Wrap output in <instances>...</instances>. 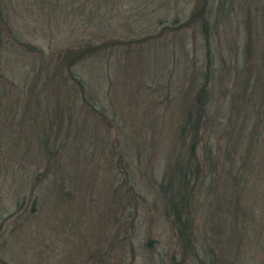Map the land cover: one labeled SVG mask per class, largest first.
<instances>
[{"label": "rangeland", "instance_id": "rangeland-1", "mask_svg": "<svg viewBox=\"0 0 264 264\" xmlns=\"http://www.w3.org/2000/svg\"><path fill=\"white\" fill-rule=\"evenodd\" d=\"M9 1L25 37L46 51L71 42L132 41L81 60L74 68L86 83L79 93L76 85L46 86L39 69L41 103L51 104L58 94L85 128L78 141L68 130L77 123L66 113L48 130L57 144L67 143L64 160L73 177L64 186H56L63 172L22 156L31 133L21 134L18 147L2 134L0 264H175L182 258L188 264H264V0H208L206 37L202 20L190 18L199 0ZM6 53L3 71L15 89L26 90L37 75L35 57L21 54L12 61ZM209 66L218 104L213 155L226 153L219 164L217 158L216 178L205 174L194 192V249H185L167 218L159 183L168 166L188 153L189 138L178 134L191 97L185 89ZM83 92L112 122L87 111ZM47 119L41 114L37 122L49 125ZM248 147L255 155L246 167V157L236 161L233 155ZM234 175L238 185L231 183ZM210 184L213 193L207 191ZM131 186L132 207L126 190ZM230 196L246 216L222 248L210 212ZM226 213L220 211L218 219Z\"/></svg>", "mask_w": 264, "mask_h": 264}, {"label": "trees", "instance_id": "trees-1", "mask_svg": "<svg viewBox=\"0 0 264 264\" xmlns=\"http://www.w3.org/2000/svg\"><path fill=\"white\" fill-rule=\"evenodd\" d=\"M199 1V4L195 7V10L192 12L190 18L191 20H194L195 18L199 17V19L202 20V30L206 37L210 32V15L208 12L207 3L208 0ZM9 3V0H0V126L3 125V130H0V140H2V134L4 133L3 137H13V147H18L19 141H22L21 134L31 133L30 139H28L27 143L21 147V150L24 152L22 156L27 157L30 154L29 158H37L39 162L44 163L46 170L49 171L52 168V171L56 172V174L58 172H63L61 176L62 181L59 182L60 184H56V186H64L66 183L65 179H67V177H69V179L70 177H73V173H69L67 169V163L64 160L67 143L63 141L60 143L61 145L57 144V142L54 141L50 136L51 134H47L48 130L52 128L54 120L55 123L57 121L60 123L61 119H64V114L66 116V113L67 117L77 123V126L75 125L76 127H74L72 130H68L69 132H72L73 130L75 131L73 134L76 133L78 141H80L81 138L78 132H81L85 126L82 127L84 124L80 123L82 120L79 115H75L74 117L72 116L74 112L71 111L70 103L68 106L65 105L58 94L50 97L52 99L50 101L52 105L48 103H41L42 94L38 91L39 87H37V81H39L38 77L40 76L38 71L40 68L42 69V73L45 71V74L42 78V83H45L46 86L51 88H62V86L63 88H67V86H69V88H71L76 85L77 93H79L84 90L86 83L80 77V75L75 72V66L81 60H84L85 58L96 54L97 52H100L109 46H115L117 44L126 45L132 40H121L119 38H115L111 41L102 40L98 42H71L70 44H66L63 47H53V49L51 48L50 51H46L43 46L37 44L36 42H32L25 37V30L23 26L18 25V21H14L11 17L9 7L11 3ZM49 5L52 6L54 4L49 3ZM92 23L95 24L96 20H94ZM28 25L29 24L26 26ZM5 51L7 52L6 54H8V56L12 57V61H15V57L17 60L21 54H30L35 57L37 62L35 65H39L37 69V75H35V78L33 77L29 87L26 88V90L23 91L20 88L15 89L13 87L12 78L3 71L2 56L3 52ZM201 75L202 76L198 82H194L191 86L185 89V93L187 91L190 92V94L187 93V95L191 97H188V102L185 105L184 121L178 134L182 138H189L190 144L187 151L188 153L183 159H181L180 156L175 163H172L168 166L164 179L159 183V191L162 192L161 194L165 201L166 210L169 214L167 218L170 220L172 226L176 229L177 238L180 240L185 249H194L192 243V207L194 206L196 198L194 196V192L196 189H199L201 183L204 182L203 179L205 174L208 173L211 175V179L213 180L216 178L215 175L219 174L220 172L217 168L219 160H221L222 154L224 153L225 155L226 153L224 152L225 150H223L220 157L213 155L215 152V142L213 141V137L215 136L211 133H214L216 130L214 126V115H216L218 112H216L218 104H216L215 100L214 74L212 67L209 66L208 68L203 69L201 71ZM56 90L59 89L57 88ZM56 90L54 89V93H57ZM255 92L258 94V86L257 90L254 88V93ZM81 95V98L84 99V104L87 106V111L89 113L95 114L102 122L107 120L112 122L111 118L108 119L109 117H106L105 112L92 103L93 101L86 95L85 92H83ZM237 107L238 106L235 105L234 109ZM230 112L231 111H229V115ZM41 114L45 116L46 119L48 118L47 116H50V114L53 116V118L47 119L49 125L45 123L39 125L40 122L37 121L38 118L40 119ZM34 122H37L38 127L42 126V130L35 128ZM115 125L117 126L116 129H119L120 131L122 130L121 128L123 125L120 122H116ZM221 128L219 127L221 132L225 131V129L221 130ZM217 141L219 142L218 139ZM253 144L255 143L253 142ZM229 146L231 145L229 144ZM78 147L82 152L84 151V145H80ZM2 148L3 144L0 142V150ZM200 148L202 152H200ZM234 154L235 155H233V157L236 159V161L243 160L246 157L244 163L248 162V165L249 161L254 159L255 155L252 149L249 147L247 150H245V153L243 151ZM227 158H230V155ZM244 166L247 167V163H245ZM120 167H127L122 159ZM229 182L230 180H227V183ZM231 183H233L232 185H238L240 181L237 180L236 176L234 175V178H231ZM120 188L124 190L125 193L127 190V193L130 197L128 203H130L132 207L134 202L132 200L134 199V197H132V186L131 189L127 188L126 190L123 187ZM208 188L209 189L207 191L213 193L212 184H210ZM238 193L239 192H237V198L241 199ZM66 195H68V192ZM216 203L218 204L216 208L219 212H210L211 229L213 230L212 232L216 238V241L220 243V245H227L228 242L232 243V238L235 236V234H237V225H240L243 222L244 215L246 216L244 213L245 208L243 206L241 209L240 206L236 204L234 201V196H230V198L227 200L222 198L220 207L219 202L216 201ZM222 206L223 208H221ZM135 207L137 208V204H135ZM224 209L227 211L229 216L220 217L219 219H221L222 222L219 223L218 217L220 216V211H223ZM226 214L223 215L226 216ZM222 248H224V245ZM173 259H175V257ZM199 260L203 259L200 258ZM203 262L204 260L202 263ZM174 263L188 264L184 258L174 260Z\"/></svg>", "mask_w": 264, "mask_h": 264}]
</instances>
